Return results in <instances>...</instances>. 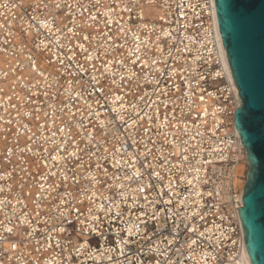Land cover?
I'll return each instance as SVG.
<instances>
[{
	"label": "built area",
	"instance_id": "built-area-1",
	"mask_svg": "<svg viewBox=\"0 0 264 264\" xmlns=\"http://www.w3.org/2000/svg\"><path fill=\"white\" fill-rule=\"evenodd\" d=\"M219 30L215 0H0V264H243L242 99ZM133 157L143 180L125 179Z\"/></svg>",
	"mask_w": 264,
	"mask_h": 264
},
{
	"label": "water",
	"instance_id": "water-1",
	"mask_svg": "<svg viewBox=\"0 0 264 264\" xmlns=\"http://www.w3.org/2000/svg\"><path fill=\"white\" fill-rule=\"evenodd\" d=\"M224 47L242 99L235 124L248 174L240 208L253 264H264V0H215Z\"/></svg>",
	"mask_w": 264,
	"mask_h": 264
},
{
	"label": "snow or ice",
	"instance_id": "snow-or-ice-1",
	"mask_svg": "<svg viewBox=\"0 0 264 264\" xmlns=\"http://www.w3.org/2000/svg\"><path fill=\"white\" fill-rule=\"evenodd\" d=\"M4 6L7 7V5H4ZM56 7L59 8L60 5L57 4ZM93 19H94V18H93ZM41 26L44 27V28H48V27H49V25H48L47 22H41ZM70 31H71V29H70ZM83 38H84L85 40H87V39H88V36H84ZM79 47H80L81 49L84 48V46H83L82 44L79 45ZM85 51H86V49H85ZM70 59H71V57H70ZM86 59L90 61V60L92 59L91 55L87 56ZM60 62L63 63V60H61ZM121 63H122V62H121ZM133 63H135V61H133ZM152 63L155 64V63H157V61H156V60H153ZM217 63H218V62H217ZM79 67H80L81 69H83V66H79ZM158 71H159V70H158ZM215 75H216L217 77H220V76L223 75V73H222L221 71H217V72H215ZM121 79H123V77H122ZM92 82H93V83H98V81H97V79H96L95 76L92 77ZM97 90H98V91H103L102 88H101V89H97ZM161 94L163 95V94H166V93H161ZM140 99H141V100H144V97L141 96ZM200 99L203 100V99H204L203 96H201ZM115 100H116V101H122V97H121V96H116V97H115ZM153 103H154V102H153ZM148 106L150 107L151 104H149ZM123 107H124V105L121 103L120 108H123ZM131 107H132L133 111L136 112V108H137V106H136L135 104H133V105H131ZM111 111H112V112H117L118 109L114 107V108L111 109ZM98 115H99V113H97V116H98ZM136 115H137V117H139L140 120H143V119H144V116H143V115H140L139 112H136ZM145 115H147V114L145 113ZM118 118L121 120V122H125V123H126V121L124 120V116H123L122 114L119 115ZM129 119L132 120V124L129 125V127L135 126V125L137 124V120H136V119H132L131 117H129ZM148 120L151 121V120H152V117H151V116H148ZM165 121H167V117H165ZM101 126H102V127L105 126L103 121H101ZM149 126H150V125H149ZM60 131H64V129H60ZM144 132H145V134H147V133H148V129L145 128V129H144ZM153 143H154V142H153ZM151 153H152V149H150V148H146V151H145L144 153H142V155H144V156H145V159H146L147 156L150 155ZM11 154H12V153H11V150H9V151H8V155H11ZM68 155L74 157V156H76V152H75V151L70 152ZM137 159H138V157H133V158H130V161H125V162H124L128 167H130V168L133 169L132 175H131V176H126L125 179H129V180H131V179H134V178H135V179H137V180H143L144 173L141 172L140 168L135 167V163H136V160H137ZM182 159L186 161V160H188V157H187L186 155H184V156L182 157ZM207 163H210V161H207ZM116 165L119 166V165H120V161H116ZM141 167H143V168L146 169V170L151 169L150 171L147 172V175H148L150 178H151V177H155V179L158 180V181L163 179V178L161 177L159 171H156L155 169H152V165H151L150 163H143V162H142V163H141ZM196 171L198 172L199 169H196ZM53 175H55V174H53ZM65 179H67V177H65ZM187 183H188L189 185H191V184H192V181H191V180H188ZM41 187H43V185H41ZM120 187L123 188V185H120ZM167 187H168V189H170V190L172 189V184H171V182H169V184L167 185ZM148 189H152L153 191H155V190H156V186L153 185V184L150 183V182H148V183H138L137 188H136L135 191H136L137 195H143V199L145 200L146 203H148V204H152V203H154V202H153V201H150V200H149V197H148L147 195H145V193H146V191H147ZM213 194H214V193L211 192V191L207 193V195L210 196V197L213 196ZM93 195H95V194H93ZM122 195H123V194H122ZM159 195H161V196L165 195V193L163 192V190H161V191L159 192ZM197 195H199V193H197ZM135 200H136V197L134 196V197H133V201H135ZM160 203H161V204H165V205H170V204L172 203L171 197H169V199H167V200H162ZM99 207H100L101 211H106V212H111V211H112L111 207L105 209V206H104L103 204H101ZM117 207H119V206L117 205ZM77 211H79V209H77ZM61 215H63V213H61ZM141 215L144 216V215H147V214H146V213H142ZM200 218L203 219V215H201ZM100 219H101V218H100L99 216H92V221H93V223H94L96 226H95V227H90V228H88V230L93 231V232H96L98 235L102 234V233H101V230H100V227H99V223H98V222L100 221ZM137 219H138V221H140L141 223H145V225H146V222H145V221H142V220L140 219V217H137ZM149 219L152 220L153 222H155V221H157V216L155 215V213H153V214H151V216H149ZM165 222H166V221H165ZM69 223H71V222H69ZM80 223H81L82 225L84 224V222H83L82 220L80 221ZM136 230H137V232H139V230H140V228H139V224L137 225ZM6 231L9 232V233H11V232L13 231V229H12V228H7ZM58 231H59V232H64L65 229H64L63 227H59V228H58ZM187 231H189V232L195 234V233L197 232V228H195V227H189V228L187 229ZM131 232H132V230L129 229V230H128V235H129V237L131 236ZM199 236H200L201 238H204V233H203V232H200V233H199ZM207 239H210V238H207ZM129 242H130L129 239H124V238H122V239L119 241V243H121V244H127V243H129ZM168 243L170 244V243H172V241L169 240ZM186 243H187V246L191 249L193 246H196V245L198 244V240H197V239H191L190 241H188V242H186ZM16 246H17L16 244H12V245H11L12 248H15ZM121 254H122V250H121ZM213 259H215V257H213ZM157 264H159V262H157ZM166 264H167V262H166ZM177 264H179V262H177ZM205 264H208V260H207V259H205Z\"/></svg>",
	"mask_w": 264,
	"mask_h": 264
},
{
	"label": "bare ground",
	"instance_id": "bare-ground-1",
	"mask_svg": "<svg viewBox=\"0 0 264 264\" xmlns=\"http://www.w3.org/2000/svg\"><path fill=\"white\" fill-rule=\"evenodd\" d=\"M219 32H220V30H219ZM220 36H221V33H220ZM223 42V41H222ZM224 49H225V47H224ZM245 167V166H244ZM244 168H243V165H239V168H238V173H242V170H243ZM246 178H247V174H246ZM240 181L239 180H237V183H239ZM243 264H253L252 263V260H251V258H250V256H249V253H248V251H246V254L244 255V261H243Z\"/></svg>",
	"mask_w": 264,
	"mask_h": 264
},
{
	"label": "rangeland",
	"instance_id": "rangeland-1",
	"mask_svg": "<svg viewBox=\"0 0 264 264\" xmlns=\"http://www.w3.org/2000/svg\"><path fill=\"white\" fill-rule=\"evenodd\" d=\"M246 174H248V169H247V172H246Z\"/></svg>",
	"mask_w": 264,
	"mask_h": 264
}]
</instances>
